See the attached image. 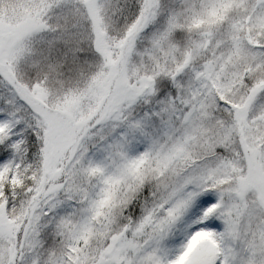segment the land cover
Segmentation results:
<instances>
[{
  "label": "snow or ice",
  "instance_id": "snow-or-ice-1",
  "mask_svg": "<svg viewBox=\"0 0 264 264\" xmlns=\"http://www.w3.org/2000/svg\"><path fill=\"white\" fill-rule=\"evenodd\" d=\"M0 264H264V0H0Z\"/></svg>",
  "mask_w": 264,
  "mask_h": 264
}]
</instances>
